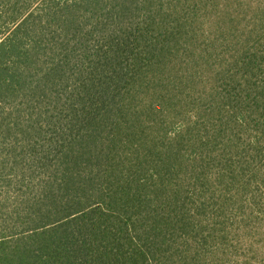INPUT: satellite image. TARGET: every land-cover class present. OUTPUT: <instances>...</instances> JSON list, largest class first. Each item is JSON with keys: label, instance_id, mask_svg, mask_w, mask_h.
Wrapping results in <instances>:
<instances>
[{"label": "trees", "instance_id": "trees-1", "mask_svg": "<svg viewBox=\"0 0 264 264\" xmlns=\"http://www.w3.org/2000/svg\"><path fill=\"white\" fill-rule=\"evenodd\" d=\"M263 229L264 0H0V264H253Z\"/></svg>", "mask_w": 264, "mask_h": 264}, {"label": "rangeland", "instance_id": "rangeland-1", "mask_svg": "<svg viewBox=\"0 0 264 264\" xmlns=\"http://www.w3.org/2000/svg\"><path fill=\"white\" fill-rule=\"evenodd\" d=\"M242 232L245 230H241ZM257 233L264 235V229L263 230H254ZM253 248L255 251H257V254H253V257H256L254 259L253 264H264V237H257L255 239V242L253 243Z\"/></svg>", "mask_w": 264, "mask_h": 264}]
</instances>
